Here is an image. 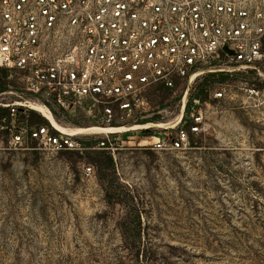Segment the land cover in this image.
Masks as SVG:
<instances>
[{
	"label": "rangeland",
	"instance_id": "obj_1",
	"mask_svg": "<svg viewBox=\"0 0 264 264\" xmlns=\"http://www.w3.org/2000/svg\"><path fill=\"white\" fill-rule=\"evenodd\" d=\"M229 66H205L187 95L184 80L152 85L133 118L109 123L181 113L173 127L80 133L76 150H0V264H264V76ZM6 76L0 98L39 100L70 127L107 125L91 100L62 108ZM180 128L183 148H152Z\"/></svg>",
	"mask_w": 264,
	"mask_h": 264
},
{
	"label": "built area",
	"instance_id": "obj_2",
	"mask_svg": "<svg viewBox=\"0 0 264 264\" xmlns=\"http://www.w3.org/2000/svg\"><path fill=\"white\" fill-rule=\"evenodd\" d=\"M263 43L264 0H0V72L62 108L91 100L107 124L133 118L152 85L184 80L187 95L205 66L264 76ZM224 96V89L213 92ZM30 100L0 98V150L80 148L75 135L31 124ZM194 122L190 130L198 132L200 114ZM165 134L153 137V149L188 144L183 128L171 139Z\"/></svg>",
	"mask_w": 264,
	"mask_h": 264
},
{
	"label": "bare ground",
	"instance_id": "obj_3",
	"mask_svg": "<svg viewBox=\"0 0 264 264\" xmlns=\"http://www.w3.org/2000/svg\"><path fill=\"white\" fill-rule=\"evenodd\" d=\"M195 75L192 76L191 79L194 78ZM183 103L186 101V95L182 98ZM30 106L33 110L39 112L43 115L58 131L63 133H68L71 135H77L80 133H97V134H104V133H120L126 132L129 130H137L141 128H170L179 122L181 118V113L176 114L175 116L165 120V121H147L145 123H132L128 125H92L89 127H70L60 123L55 116L53 115L52 111L42 102L39 100H30ZM182 111V110H181ZM183 114V113H182Z\"/></svg>",
	"mask_w": 264,
	"mask_h": 264
},
{
	"label": "trees",
	"instance_id": "obj_4",
	"mask_svg": "<svg viewBox=\"0 0 264 264\" xmlns=\"http://www.w3.org/2000/svg\"><path fill=\"white\" fill-rule=\"evenodd\" d=\"M163 90H168V88H162ZM5 110L3 109V108H0V113H3ZM26 116H27V118H28V121L31 123V124H37V125H39V124H42V123H47L48 124V122L42 117V116H40V115H37L35 112H33V111H28L27 113H26ZM97 154L99 155V156H101V155H103L104 153L103 152H101V151H99V152H97ZM107 160H108V162L109 163H111L112 162V159H111V157L110 156H108L107 157Z\"/></svg>",
	"mask_w": 264,
	"mask_h": 264
},
{
	"label": "water",
	"instance_id": "obj_5",
	"mask_svg": "<svg viewBox=\"0 0 264 264\" xmlns=\"http://www.w3.org/2000/svg\"><path fill=\"white\" fill-rule=\"evenodd\" d=\"M223 49H224L228 54H233V51L230 50V49H228L226 45L223 47Z\"/></svg>",
	"mask_w": 264,
	"mask_h": 264
}]
</instances>
